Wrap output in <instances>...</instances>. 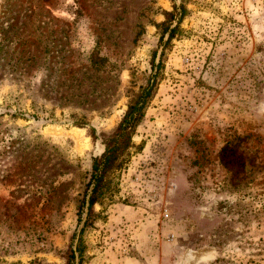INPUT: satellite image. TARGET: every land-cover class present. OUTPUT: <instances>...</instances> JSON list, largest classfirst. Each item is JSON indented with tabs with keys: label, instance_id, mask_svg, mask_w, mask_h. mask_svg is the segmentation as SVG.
I'll return each mask as SVG.
<instances>
[{
	"label": "rangeland",
	"instance_id": "374dc122",
	"mask_svg": "<svg viewBox=\"0 0 264 264\" xmlns=\"http://www.w3.org/2000/svg\"><path fill=\"white\" fill-rule=\"evenodd\" d=\"M175 3L0 0V264H67L102 135L147 83ZM186 7L118 191L95 205L86 264H264V0Z\"/></svg>",
	"mask_w": 264,
	"mask_h": 264
},
{
	"label": "trees",
	"instance_id": "16d2710c",
	"mask_svg": "<svg viewBox=\"0 0 264 264\" xmlns=\"http://www.w3.org/2000/svg\"><path fill=\"white\" fill-rule=\"evenodd\" d=\"M177 6L174 4L173 11H164L166 19L155 23L161 36L160 41L163 44V50L160 54L159 61L156 63L158 52L155 51L152 58V73L149 75L147 83L140 85L138 91L128 90L130 97L127 110L118 125L110 132L103 133V143L105 151L93 158L92 168L88 179L84 185L82 197L79 199L78 214L79 224H82L78 243L75 248L71 246L66 252L67 264H86L87 245L84 241V234L88 227L94 226L97 218H102V212L95 211V205H107L113 201L114 194L118 191V173L126 167L132 156V149L135 146L134 136L137 128L143 122L147 108L154 98L159 81L164 68V57L168 45L181 32V23L187 11L186 2ZM177 23L173 25V21ZM166 35L168 36L165 39ZM90 66L95 70H102L109 66V59L102 55L99 50H93L89 56ZM68 100V95L63 98ZM86 102L78 100V104ZM74 124L82 127L89 125L85 115L82 117L76 113ZM93 135L96 129L92 127ZM221 161L225 166L233 167L239 170V166L244 165V159L235 153L234 145L227 143L221 149ZM86 216L84 217V213ZM78 259V261H77Z\"/></svg>",
	"mask_w": 264,
	"mask_h": 264
}]
</instances>
